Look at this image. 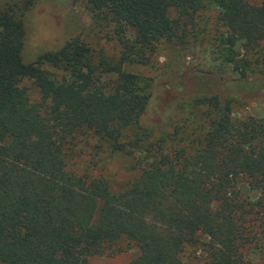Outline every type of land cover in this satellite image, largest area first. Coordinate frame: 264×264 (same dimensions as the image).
Returning <instances> with one entry per match:
<instances>
[{"label":"trees","instance_id":"1","mask_svg":"<svg viewBox=\"0 0 264 264\" xmlns=\"http://www.w3.org/2000/svg\"><path fill=\"white\" fill-rule=\"evenodd\" d=\"M35 1L0 0V264H89L123 244L137 249L127 264H185L184 253L198 251L203 264H264V117L233 118L217 94L198 96L154 138L141 123L150 92L123 69L160 42L183 41L208 4L222 45L248 53L264 40V0H83L93 27L117 39L118 59L73 38L26 61L24 17ZM249 65L233 70L245 76ZM196 74L197 83L209 76ZM250 83L264 89V79ZM83 136L92 157L135 156L137 173L116 185L81 166Z\"/></svg>","mask_w":264,"mask_h":264},{"label":"rangeland","instance_id":"2","mask_svg":"<svg viewBox=\"0 0 264 264\" xmlns=\"http://www.w3.org/2000/svg\"><path fill=\"white\" fill-rule=\"evenodd\" d=\"M249 1L259 3L261 0ZM216 14L217 10L208 4L197 17L195 28L190 29L183 41L160 42L153 53L146 54L145 62L123 64V69L135 74L140 85L150 92L141 123L150 129L154 138L170 133L176 124L185 120L192 101L198 96L217 94L221 104L230 107L233 118L264 117V89H258L250 83L264 79V40L248 53L241 43L229 50L221 43L225 28L217 22ZM92 17L83 0H36L24 17V59L32 61L39 54L54 51L73 38L80 39L95 52H102L112 60L118 59L120 45L117 39L108 37L106 30L98 31L93 27ZM126 36L131 40L134 30L126 28ZM228 56H232L234 62H227ZM246 62H250V65L247 66L245 76L239 70H233V64L241 68ZM43 68L50 69L46 65ZM196 73L209 76L199 79L197 83L194 78ZM216 73L223 75V78H215ZM62 74L66 73L60 72ZM225 79L233 83L225 85ZM215 81L220 85L213 86ZM22 84L28 87L30 97L38 100L39 94L33 79L24 78ZM199 85L201 92L193 91ZM80 138L79 146L84 149L80 157L86 159L81 166L88 169L92 167L94 172L106 173L116 185L125 183L137 173L135 156L112 154L104 150L98 156L92 157L93 139L85 137L88 145H84V136ZM89 162L96 165L93 167V163ZM248 194L252 198L258 195L255 191ZM123 245V251L112 256L91 257L89 264H127L137 253V249L133 244L129 247ZM253 251L254 256L258 257V249ZM203 257L199 251L186 252L183 261L185 264H203Z\"/></svg>","mask_w":264,"mask_h":264}]
</instances>
